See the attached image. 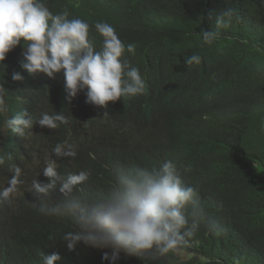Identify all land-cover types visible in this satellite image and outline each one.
I'll return each instance as SVG.
<instances>
[{"label": "clouds", "instance_id": "1", "mask_svg": "<svg viewBox=\"0 0 264 264\" xmlns=\"http://www.w3.org/2000/svg\"><path fill=\"white\" fill-rule=\"evenodd\" d=\"M232 16L231 9L224 10L217 26H227ZM94 27L102 37L99 49L90 38L89 24L69 19L67 9L53 14L47 0H0V197L17 196L16 186L25 176L31 178L47 158L46 179H34L31 191L37 198L61 197L40 211L71 221L74 230L63 237L68 250L83 242L110 248L113 260L121 252L149 251L158 255L174 251L180 259H190L193 254L185 246L200 226L210 231L220 228L201 205L197 188L186 182V176L202 164L191 163L178 149L156 165H132L122 145L140 143L154 127L194 112L196 94L177 92L158 107V83L124 56L125 51L134 55L135 45H126L108 23L97 22ZM217 35L202 31L203 42L210 45ZM200 62L198 54L185 60L186 65ZM214 92L219 94L211 97L215 106L223 94L218 88ZM182 95L194 102L183 103ZM127 98L140 110L110 120L113 107ZM237 110L232 99L223 106L222 117L231 122ZM100 138L110 150L95 161L105 163V183L110 187L86 195L78 186L90 172L64 175L57 161L86 155ZM206 180L214 194L225 192V180L210 175ZM208 235L204 230L202 238ZM42 259L43 264H55L61 257L42 253ZM243 262L254 264L255 259L244 257L234 264Z\"/></svg>", "mask_w": 264, "mask_h": 264}, {"label": "trees", "instance_id": "2", "mask_svg": "<svg viewBox=\"0 0 264 264\" xmlns=\"http://www.w3.org/2000/svg\"><path fill=\"white\" fill-rule=\"evenodd\" d=\"M47 6L53 14L67 9L69 19L87 22L97 49L102 43L94 27L97 22L112 25L126 45L133 43L135 54L125 51L124 56L158 83V107L177 92L194 91V112L154 127L142 142H126L122 149L132 165H156L178 149L191 163L202 164L186 182L197 188L201 205L220 228L200 226L185 246L193 254L190 259H180L174 251L165 255L149 251L121 252L113 260L110 248L83 242L68 250L63 237L74 230L71 221L40 211L61 197L37 198L31 191L34 179H46L45 158L31 178L25 176L16 186L17 196L0 197V264H43L42 253L53 252L61 257L55 264H234L244 257L264 264V0H47ZM227 9L233 11L232 19L218 27L217 17ZM202 31L218 35L209 45L203 42ZM192 54L201 57L198 65L185 64ZM217 88L223 101L214 106L211 97L219 95ZM181 97L183 103L194 102ZM232 99L238 110L229 122L222 117V108ZM138 110L127 98L113 107L109 119ZM109 150L100 138L86 155L59 159L58 171L68 175L87 170L90 177L78 191L104 193L110 187L105 183L107 167L95 158ZM209 175L225 180V192L210 190ZM204 230L209 235L202 238Z\"/></svg>", "mask_w": 264, "mask_h": 264}]
</instances>
